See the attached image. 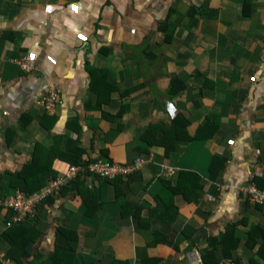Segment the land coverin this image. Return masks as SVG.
<instances>
[{"label": "crops", "instance_id": "obj_1", "mask_svg": "<svg viewBox=\"0 0 264 264\" xmlns=\"http://www.w3.org/2000/svg\"><path fill=\"white\" fill-rule=\"evenodd\" d=\"M51 87L61 103L48 110ZM177 115L190 137L214 134L171 151L161 131L145 136ZM77 146L84 161L145 165L84 175L37 205L17 264H191L194 250L201 264H264V238L249 237L264 234V207L241 196L264 189V0H0V198L21 191L36 156L63 175L59 155ZM9 214L0 264H14Z\"/></svg>", "mask_w": 264, "mask_h": 264}, {"label": "built area", "instance_id": "obj_2", "mask_svg": "<svg viewBox=\"0 0 264 264\" xmlns=\"http://www.w3.org/2000/svg\"><path fill=\"white\" fill-rule=\"evenodd\" d=\"M18 62L21 68L30 70L34 67L35 61L33 58L25 55ZM51 89L52 91L49 88L50 94L42 97V103L48 110L56 108L61 103L60 95L56 91V88L51 87ZM144 165L145 162L141 157L132 163H121L100 158L85 161L83 165H70L63 175L51 180L45 190L30 195L17 191L9 197L0 198V207L13 213L7 221V226H12L13 224L24 222L29 215L33 216L38 204L43 202L47 197L57 194L61 188L76 179L80 173L82 175H93L104 180L113 181L121 178L127 179L129 176L139 173ZM241 196L244 201L252 205L261 204L264 206V189L259 188L253 183L241 189ZM191 258V264H201V257L196 250L191 253ZM4 264H11V262L6 260Z\"/></svg>", "mask_w": 264, "mask_h": 264}, {"label": "trees", "instance_id": "obj_3", "mask_svg": "<svg viewBox=\"0 0 264 264\" xmlns=\"http://www.w3.org/2000/svg\"><path fill=\"white\" fill-rule=\"evenodd\" d=\"M91 71L94 74L93 79H95V80L96 79L98 80L97 77H100V74L103 72V70H99L98 68H92V67H91ZM103 75L104 74H102L101 78H103ZM49 118L52 119L53 117H49ZM181 120H184V122L186 124V119H184V117L182 115H177L176 117L173 118V120L170 122V124L167 128H163V127L161 128V127H158V125H150L149 129L145 133L146 134L145 136H149L151 134H154L157 130L161 131L163 136H162V140H160L161 141L160 146L164 147L166 149V151H171L175 148V144L177 141L180 142V141H185V140H193L194 138H198V137H200V138H206L207 137L208 138V136L211 137L214 134V129H213V131L210 132V134L208 136H207V134L200 136L201 133H204V131L207 129L206 128L207 126H202L198 130V133L196 134L195 137H190L188 134H186L185 125H184V123L181 122ZM145 136H144V138H145ZM74 146H76V145H74ZM41 153H43V152H41ZM60 156L61 155H59V158H62L61 160H67V162L70 165L78 166V165L85 164L83 149L79 148L78 146H77V152L75 155H73L72 158L63 157V156L60 157ZM54 157L55 156L52 157V160L54 159ZM104 159H108V157H106ZM110 160H112V159H110ZM38 161L39 160H37V156H36L33 159V161L30 164L25 165L21 171L22 176L25 177V179H26L24 185L21 187V192H24L27 195H30V194L37 192L36 190H38L39 188L41 189L42 186L44 184H46L47 181H51L54 178L59 177L54 172L51 171L52 161H50L51 163L48 164L49 160L48 161L46 160L45 164H40V165H38ZM133 175H135V174H133ZM133 175H131V176H133ZM83 176L84 175H82V173H80V175L76 179L72 180L71 183H69L67 186H64L63 188L69 187V186L73 185L74 183L76 184V182H78L79 179H81V177H83ZM131 176H129V177H131ZM117 180H122V178L117 179ZM113 181H116V180H113ZM81 192H82L81 195L83 196L84 200L86 201V204L90 206L91 203L94 202L92 194L84 193L83 190H81ZM49 197H51V196H49ZM49 197H47L45 200H47ZM254 205H260V206L264 207L261 204H254ZM1 208L2 207H0V209ZM35 209H37V208H35ZM9 213H10L9 216L11 217L12 212L9 211ZM30 218L31 217L29 215L26 218V220H28ZM256 229H253V231H252L251 235H249V237L252 236V239H255L259 236H262L264 238V234H261V235L258 234ZM60 231H62V229ZM6 236L10 240L11 246L14 248L13 250H10L8 257L10 258V260L12 262H14V264H17L20 262L19 256H20L21 252L23 251L24 246L30 241V239L33 238V236H31L29 234V231L27 229L23 230L22 224H20V223H18L17 226H15L11 231H9ZM61 254H63V256L61 258H58V260L60 262L65 260V255L63 252H61V248H59L58 255L61 256ZM208 255L212 256V253L210 252ZM204 258H206V256H204ZM65 264H71V261H65ZM113 264H132V263L130 261L116 260L113 262ZM145 264H148V263H145ZM210 264H216V263L210 262Z\"/></svg>", "mask_w": 264, "mask_h": 264}, {"label": "rangeland", "instance_id": "obj_4", "mask_svg": "<svg viewBox=\"0 0 264 264\" xmlns=\"http://www.w3.org/2000/svg\"><path fill=\"white\" fill-rule=\"evenodd\" d=\"M93 176V175H92Z\"/></svg>", "mask_w": 264, "mask_h": 264}]
</instances>
